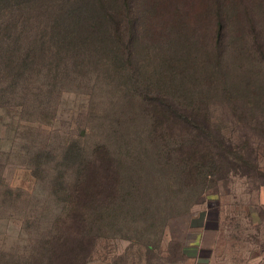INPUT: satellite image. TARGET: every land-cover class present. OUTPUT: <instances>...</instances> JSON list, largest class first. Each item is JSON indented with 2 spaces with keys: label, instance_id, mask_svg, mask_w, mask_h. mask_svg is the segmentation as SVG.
<instances>
[{
  "label": "rangeland",
  "instance_id": "374dc122",
  "mask_svg": "<svg viewBox=\"0 0 264 264\" xmlns=\"http://www.w3.org/2000/svg\"><path fill=\"white\" fill-rule=\"evenodd\" d=\"M180 7L156 23L186 15ZM251 10L254 24L264 26V6ZM237 13L244 23L242 9ZM52 19L46 10L32 18L26 38L0 41V264L54 263L47 240L71 212L77 172L104 162L105 153L115 169V198L108 209L86 213L103 222L78 264H264V135L229 117L228 135L255 150L260 170L212 182L198 198L201 186L170 179L142 100L169 57L164 35L175 34L159 36L161 26L153 27L131 61L120 49L116 59L115 46L64 53L57 39L42 37ZM5 20L20 24V15ZM204 37L202 30L192 35L198 44ZM29 46L35 55L22 66L16 49Z\"/></svg>",
  "mask_w": 264,
  "mask_h": 264
},
{
  "label": "trees",
  "instance_id": "16d2710c",
  "mask_svg": "<svg viewBox=\"0 0 264 264\" xmlns=\"http://www.w3.org/2000/svg\"><path fill=\"white\" fill-rule=\"evenodd\" d=\"M257 4L264 6V0H0V41L26 38V30L35 26L32 18L46 10L53 22L42 37L57 39L64 53L86 46H115L116 59L120 49L131 61L133 49L141 47L138 41L153 27L161 26L159 36L174 33V39L164 35L169 57L162 72L154 71L142 100L153 120L154 140L166 152L170 179L188 188L201 186L199 198L207 195L212 182L247 175L246 169L260 170L258 154L236 144L225 123L231 117L235 125L264 135V26H256L250 15ZM172 5L181 6L186 15L156 23L162 14L170 17ZM239 9L245 14L244 23ZM190 13L194 22L209 25L186 22ZM17 15L20 24H4L7 17ZM201 30L205 37L198 44L192 35ZM9 51L14 55L13 46ZM16 51L24 54L22 66L35 55L33 46ZM104 158L77 172L80 185L69 201L71 212L58 221L56 233L47 240L52 264H78L93 251L103 218L86 213L102 206L108 209L117 189L113 162L108 153Z\"/></svg>",
  "mask_w": 264,
  "mask_h": 264
}]
</instances>
